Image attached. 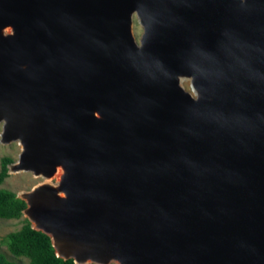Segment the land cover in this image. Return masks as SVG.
<instances>
[{"label": "water", "instance_id": "95a60500", "mask_svg": "<svg viewBox=\"0 0 264 264\" xmlns=\"http://www.w3.org/2000/svg\"><path fill=\"white\" fill-rule=\"evenodd\" d=\"M0 124L57 256L264 264V0H0Z\"/></svg>", "mask_w": 264, "mask_h": 264}, {"label": "trees", "instance_id": "16d2710c", "mask_svg": "<svg viewBox=\"0 0 264 264\" xmlns=\"http://www.w3.org/2000/svg\"><path fill=\"white\" fill-rule=\"evenodd\" d=\"M12 161L11 157H4L0 170V217L6 219L20 218L27 207L26 201L17 197L16 192L1 187L9 176L8 164ZM4 241L14 256L28 258L29 264H77L73 259L65 260L57 256L50 236L34 229L28 218L20 229L10 232ZM0 264L19 263L0 251Z\"/></svg>", "mask_w": 264, "mask_h": 264}, {"label": "rangeland", "instance_id": "374dc122", "mask_svg": "<svg viewBox=\"0 0 264 264\" xmlns=\"http://www.w3.org/2000/svg\"><path fill=\"white\" fill-rule=\"evenodd\" d=\"M143 33V27L139 23L137 16L134 17V34L139 41ZM185 87L191 90L190 83L187 81ZM3 125L0 124V170L2 168V159L11 157L12 162L17 161L21 152V146L17 142L4 144L1 142V132ZM42 181V178L35 177L31 172L10 173L1 185L2 188L10 189L17 194L22 191L31 190L34 185ZM26 219L23 214L20 218H1L0 217V251L4 252L9 259L17 261L19 264H29V259L26 257H16L8 249L4 238L12 231H16L22 227Z\"/></svg>", "mask_w": 264, "mask_h": 264}, {"label": "bare ground", "instance_id": "6f19581e", "mask_svg": "<svg viewBox=\"0 0 264 264\" xmlns=\"http://www.w3.org/2000/svg\"><path fill=\"white\" fill-rule=\"evenodd\" d=\"M187 82V80H183V84L185 85V83ZM189 82V81H188Z\"/></svg>", "mask_w": 264, "mask_h": 264}]
</instances>
